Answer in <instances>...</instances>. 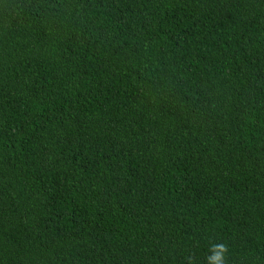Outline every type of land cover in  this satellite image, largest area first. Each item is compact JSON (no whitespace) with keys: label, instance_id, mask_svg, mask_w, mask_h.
Wrapping results in <instances>:
<instances>
[{"label":"trees","instance_id":"obj_1","mask_svg":"<svg viewBox=\"0 0 264 264\" xmlns=\"http://www.w3.org/2000/svg\"><path fill=\"white\" fill-rule=\"evenodd\" d=\"M264 264V0H0V264Z\"/></svg>","mask_w":264,"mask_h":264},{"label":"clouds","instance_id":"obj_2","mask_svg":"<svg viewBox=\"0 0 264 264\" xmlns=\"http://www.w3.org/2000/svg\"><path fill=\"white\" fill-rule=\"evenodd\" d=\"M211 253L207 256V264H228L230 256V247L228 244L220 242L213 243L209 248Z\"/></svg>","mask_w":264,"mask_h":264}]
</instances>
